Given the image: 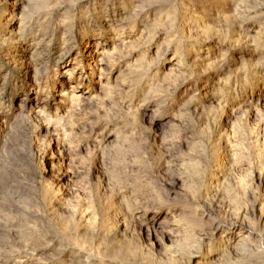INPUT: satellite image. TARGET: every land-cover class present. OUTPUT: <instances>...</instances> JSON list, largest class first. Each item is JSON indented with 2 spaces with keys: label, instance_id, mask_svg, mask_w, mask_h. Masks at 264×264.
Instances as JSON below:
<instances>
[{
  "label": "rangeland",
  "instance_id": "obj_1",
  "mask_svg": "<svg viewBox=\"0 0 264 264\" xmlns=\"http://www.w3.org/2000/svg\"><path fill=\"white\" fill-rule=\"evenodd\" d=\"M0 264H264V0H0Z\"/></svg>",
  "mask_w": 264,
  "mask_h": 264
}]
</instances>
